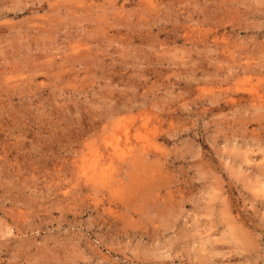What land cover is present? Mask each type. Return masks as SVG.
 Here are the masks:
<instances>
[{"label":"rangeland","instance_id":"374dc122","mask_svg":"<svg viewBox=\"0 0 264 264\" xmlns=\"http://www.w3.org/2000/svg\"><path fill=\"white\" fill-rule=\"evenodd\" d=\"M0 264H264V0H0Z\"/></svg>","mask_w":264,"mask_h":264},{"label":"bare ground","instance_id":"6f19581e","mask_svg":"<svg viewBox=\"0 0 264 264\" xmlns=\"http://www.w3.org/2000/svg\"><path fill=\"white\" fill-rule=\"evenodd\" d=\"M128 129V128H127ZM122 132H123V130H122ZM129 133V132H128ZM116 135V134H115ZM126 135V134H125ZM117 138V137H116ZM110 140V139H109ZM111 141V140H110ZM115 141V140H114ZM120 141V140H119ZM106 145H107V143H106ZM112 145H113V149H114V152H116V153H118V154H123V153H125V148L124 149H122V148H120V144H118V141L116 142V144H113L112 143ZM104 148V147H103ZM134 150V149H133ZM114 154V153H113ZM114 156V155H113ZM116 156V155H115ZM119 156V155H118ZM97 157V156H96ZM108 157V156H107ZM114 158V157H113ZM114 160V159H113ZM121 160V159H120ZM98 161V160H97ZM93 162V161H92ZM113 162V161H112ZM114 163V162H113ZM122 164V163H121ZM126 164V163H125ZM124 165V164H123ZM99 166V164L96 166V167H98ZM89 167V166H88ZM94 168H95V166H94ZM104 169V168H103ZM102 169V170H103ZM97 170V169H96ZM97 172V171H96ZM90 173V172H89ZM95 175V174H94ZM93 174H92V176H94Z\"/></svg>","mask_w":264,"mask_h":264}]
</instances>
